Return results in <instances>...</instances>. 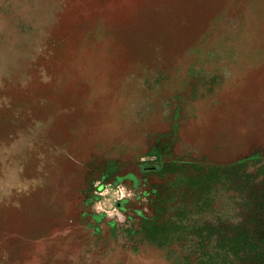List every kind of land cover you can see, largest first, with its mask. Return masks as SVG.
I'll use <instances>...</instances> for the list:
<instances>
[{
	"label": "rangeland",
	"instance_id": "obj_1",
	"mask_svg": "<svg viewBox=\"0 0 264 264\" xmlns=\"http://www.w3.org/2000/svg\"><path fill=\"white\" fill-rule=\"evenodd\" d=\"M0 264H264V0H0Z\"/></svg>",
	"mask_w": 264,
	"mask_h": 264
}]
</instances>
